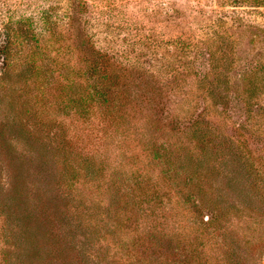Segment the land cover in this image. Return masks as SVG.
<instances>
[{"label": "rangeland", "instance_id": "374dc122", "mask_svg": "<svg viewBox=\"0 0 264 264\" xmlns=\"http://www.w3.org/2000/svg\"><path fill=\"white\" fill-rule=\"evenodd\" d=\"M0 264H264V0H0Z\"/></svg>", "mask_w": 264, "mask_h": 264}, {"label": "trees", "instance_id": "16d2710c", "mask_svg": "<svg viewBox=\"0 0 264 264\" xmlns=\"http://www.w3.org/2000/svg\"><path fill=\"white\" fill-rule=\"evenodd\" d=\"M252 85H251V87L249 88V93L251 94V96L252 95H254V93H255V90L257 89V85H255V84H253V83H251Z\"/></svg>", "mask_w": 264, "mask_h": 264}]
</instances>
